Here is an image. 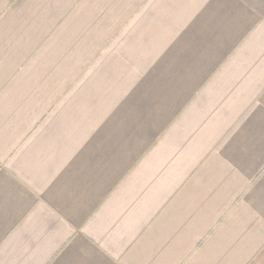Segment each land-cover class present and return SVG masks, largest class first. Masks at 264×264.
<instances>
[{"label":"crops","instance_id":"0c3cea01","mask_svg":"<svg viewBox=\"0 0 264 264\" xmlns=\"http://www.w3.org/2000/svg\"><path fill=\"white\" fill-rule=\"evenodd\" d=\"M0 264H264V0H0Z\"/></svg>","mask_w":264,"mask_h":264}]
</instances>
